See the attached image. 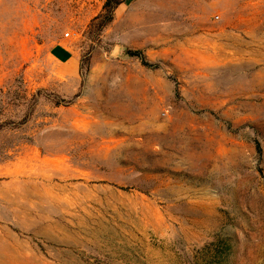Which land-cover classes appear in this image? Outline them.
Masks as SVG:
<instances>
[{"label":"rangeland","instance_id":"obj_1","mask_svg":"<svg viewBox=\"0 0 264 264\" xmlns=\"http://www.w3.org/2000/svg\"><path fill=\"white\" fill-rule=\"evenodd\" d=\"M102 4L0 0V264H264V0Z\"/></svg>","mask_w":264,"mask_h":264},{"label":"trees","instance_id":"obj_2","mask_svg":"<svg viewBox=\"0 0 264 264\" xmlns=\"http://www.w3.org/2000/svg\"><path fill=\"white\" fill-rule=\"evenodd\" d=\"M124 4V0H104L102 4L101 12L91 21L90 26H98V31L101 32L106 26H108L112 20L113 16L121 5ZM125 54L129 58L136 59L140 62L141 66L145 68H157L156 64L149 63L144 57L143 53L139 50H125ZM257 151L259 147L257 145Z\"/></svg>","mask_w":264,"mask_h":264},{"label":"crops","instance_id":"obj_3","mask_svg":"<svg viewBox=\"0 0 264 264\" xmlns=\"http://www.w3.org/2000/svg\"><path fill=\"white\" fill-rule=\"evenodd\" d=\"M97 1H101L102 3H103V1L104 0H97ZM122 6V5H121ZM121 6L119 7V8H117V10H116V12L118 11V10H120V8H121ZM115 12V13H116ZM58 48L59 49H55V50H57V57H59L58 59L57 58H55L58 62H59V64H66V65H69V71H68V73H67V77H75V75L77 74V72H78V69H77V67H76V65H75V67H71V66H73L75 63H74V58L73 57H71V56H69L70 55V52H69V50L68 49H66L65 47H63V46H61L60 44L58 45ZM64 59V60H63ZM60 60H62V61H64V62H61Z\"/></svg>","mask_w":264,"mask_h":264},{"label":"built area","instance_id":"obj_4","mask_svg":"<svg viewBox=\"0 0 264 264\" xmlns=\"http://www.w3.org/2000/svg\"><path fill=\"white\" fill-rule=\"evenodd\" d=\"M65 37H68V34L67 33L65 34Z\"/></svg>","mask_w":264,"mask_h":264}]
</instances>
